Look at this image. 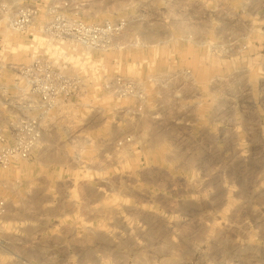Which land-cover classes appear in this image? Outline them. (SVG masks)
<instances>
[{
	"label": "rangeland",
	"instance_id": "374dc122",
	"mask_svg": "<svg viewBox=\"0 0 264 264\" xmlns=\"http://www.w3.org/2000/svg\"><path fill=\"white\" fill-rule=\"evenodd\" d=\"M56 15L124 25L85 48L44 32ZM36 59L78 89L0 174V264H264V0H0L4 119L36 117Z\"/></svg>",
	"mask_w": 264,
	"mask_h": 264
},
{
	"label": "built area",
	"instance_id": "2783aa9c",
	"mask_svg": "<svg viewBox=\"0 0 264 264\" xmlns=\"http://www.w3.org/2000/svg\"><path fill=\"white\" fill-rule=\"evenodd\" d=\"M35 10L30 7L17 8L11 17L10 26L17 31H23L33 20ZM123 21L115 23H85L72 20L62 15H56L52 21L44 27V32L54 38H72L85 48L101 49L109 44L111 39L122 30ZM21 79L28 91L35 95L38 108L32 107L36 117L12 114L14 109L22 111L24 107L10 106L5 108L9 115L3 116L0 110V174H4L10 167L13 159L26 160L39 141L43 121V114L57 109L62 100H66L74 94L78 87L73 82V76L59 72L47 60L36 59L31 64L21 67ZM124 94L128 95L124 90ZM27 109H30L29 107ZM45 115V114H44ZM7 179L0 178V249L7 251L8 244L5 242L6 232L4 224L10 223V202ZM6 244V245H5ZM6 253V252H4Z\"/></svg>",
	"mask_w": 264,
	"mask_h": 264
},
{
	"label": "bare ground",
	"instance_id": "6f19581e",
	"mask_svg": "<svg viewBox=\"0 0 264 264\" xmlns=\"http://www.w3.org/2000/svg\"><path fill=\"white\" fill-rule=\"evenodd\" d=\"M13 161V160H12ZM16 165V164H15ZM10 172V171H9Z\"/></svg>",
	"mask_w": 264,
	"mask_h": 264
}]
</instances>
